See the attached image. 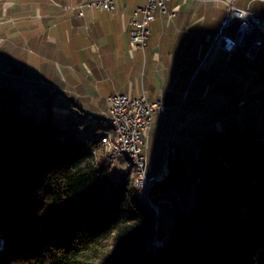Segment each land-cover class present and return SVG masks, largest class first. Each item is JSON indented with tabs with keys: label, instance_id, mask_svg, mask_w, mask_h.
Segmentation results:
<instances>
[{
	"label": "trees",
	"instance_id": "16d2710c",
	"mask_svg": "<svg viewBox=\"0 0 264 264\" xmlns=\"http://www.w3.org/2000/svg\"><path fill=\"white\" fill-rule=\"evenodd\" d=\"M15 69L0 72V264H90L118 230L135 264H264V136L205 131L181 186L185 209L164 237L156 230L163 242L153 247V211L129 174L112 176L123 172L106 158L104 123L61 114L58 91L13 88L23 80ZM175 181L169 172L151 192Z\"/></svg>",
	"mask_w": 264,
	"mask_h": 264
},
{
	"label": "crops",
	"instance_id": "0c3cea01",
	"mask_svg": "<svg viewBox=\"0 0 264 264\" xmlns=\"http://www.w3.org/2000/svg\"><path fill=\"white\" fill-rule=\"evenodd\" d=\"M88 1L92 0H69L72 34L78 44L86 34L87 69L95 78L91 79V85L95 93L106 96L101 100L107 114L109 97L117 93L133 97L144 93L150 102L161 101L164 105L163 110L155 113L161 124L158 126L153 118L147 141L149 169L160 167L164 157L158 161L151 155L154 125L162 142L160 150L166 151L169 117L175 115V110L207 105L238 110L248 101L263 103L264 44L254 58H249L239 50L224 52L214 38L231 5L264 13V0H169L166 3L169 13L156 12L149 24L144 52L131 41L130 20L146 0H114L111 10L80 7ZM0 3L18 8L30 3L46 5L43 0H0ZM60 4L67 5L65 0H60ZM239 88L245 98L237 95ZM212 91L216 95L210 98ZM184 117L186 124L188 115Z\"/></svg>",
	"mask_w": 264,
	"mask_h": 264
},
{
	"label": "rangeland",
	"instance_id": "374dc122",
	"mask_svg": "<svg viewBox=\"0 0 264 264\" xmlns=\"http://www.w3.org/2000/svg\"><path fill=\"white\" fill-rule=\"evenodd\" d=\"M43 2L46 5L30 3L19 8L0 3V72L6 67L16 68V72L23 80L14 81L13 88L20 84L32 87L37 85L36 88L44 91L54 90L62 93L63 96L55 99L57 106L61 107L62 104L64 106L58 110L61 114H70L73 109L76 113L85 115L83 123L86 121L104 123L100 131L106 132L105 123L109 114L106 112L105 102L101 100L106 96L95 93L91 85V79L95 78L87 69L89 62L86 60V34H83L81 44H78L76 36L72 34L73 17L68 6L69 0H65L67 5L64 6L60 4V0ZM10 47L18 50L12 54L9 51ZM8 54L19 58L16 66L7 62ZM214 95L216 94L212 91L210 98ZM237 95L246 97L240 88ZM245 108H248L247 112L243 111ZM52 109L55 110V104ZM72 112L75 116L74 111ZM184 115H188L186 124H183ZM154 116L156 124L160 126L158 114ZM168 127L169 147H166V151L160 150L162 142L156 132L158 130L156 125L155 131L151 134L152 157L158 161H161L163 155L164 157L160 167L156 165L148 173L154 174L167 169L166 174L154 182L151 189L169 176V172L176 177L174 189L156 193L150 191L149 194L152 207L146 206L153 211L156 238L151 243L153 247L161 246L163 242L156 234V230L164 237L170 231L178 210L185 209L181 186L186 176H190L196 170L203 133L207 130L234 133L251 131L264 136V101L262 104H255L254 100L248 101L238 110L226 109L224 106L222 109H214L209 105L196 106L189 110L178 109L175 110V115L169 117ZM100 152L98 150L97 155ZM111 173L115 179L122 180L125 176L124 173L114 171ZM138 192L143 199V193L140 190ZM131 240L130 236L121 230L111 234L103 241L100 249L91 254L90 264H135L138 256H134Z\"/></svg>",
	"mask_w": 264,
	"mask_h": 264
},
{
	"label": "built area",
	"instance_id": "2783aa9c",
	"mask_svg": "<svg viewBox=\"0 0 264 264\" xmlns=\"http://www.w3.org/2000/svg\"><path fill=\"white\" fill-rule=\"evenodd\" d=\"M167 1L169 0H146L143 6L134 11V17L130 20V37L132 43L142 52L148 45L149 24L155 13H169L166 7ZM113 5L114 0H92L81 4L80 7L111 10ZM79 14H83L82 10ZM214 43L226 53L239 50L253 58L264 44V13L231 5L215 35ZM109 101L108 113L110 117H115L114 127L119 128L122 137L121 146L113 149L111 163H117V170L129 176H137L145 194L147 181L162 171L148 173L146 148L154 114L163 110L164 105L161 101L150 102L144 93L134 97L117 93L111 95ZM124 155H133L139 161V175H132L130 169L121 164V156Z\"/></svg>",
	"mask_w": 264,
	"mask_h": 264
},
{
	"label": "bare ground",
	"instance_id": "6f19581e",
	"mask_svg": "<svg viewBox=\"0 0 264 264\" xmlns=\"http://www.w3.org/2000/svg\"><path fill=\"white\" fill-rule=\"evenodd\" d=\"M106 125L108 126V130L106 131L105 135L102 137V144L104 146L106 158L109 163L112 161V153L113 149H118V147L122 144V137L120 136L119 128L115 126V117H110L106 121ZM117 168V163H111ZM121 164L127 166L130 169V173L132 175H139L140 174V166L139 161L133 155H124L121 156ZM167 169H162L161 173L157 176L152 177L151 180L147 181L145 184V194L142 192V186L138 181L137 176H130L131 185L136 190H140L143 193V199H141L142 203L152 207L150 203V189L152 184L157 180L161 179L166 174ZM155 208V207H154Z\"/></svg>",
	"mask_w": 264,
	"mask_h": 264
}]
</instances>
